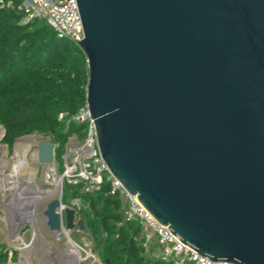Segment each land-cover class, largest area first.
<instances>
[{
	"label": "water",
	"instance_id": "95a60500",
	"mask_svg": "<svg viewBox=\"0 0 264 264\" xmlns=\"http://www.w3.org/2000/svg\"><path fill=\"white\" fill-rule=\"evenodd\" d=\"M77 2L112 175L193 250L264 264V0ZM55 148L41 143L40 162ZM61 204L50 230L85 229Z\"/></svg>",
	"mask_w": 264,
	"mask_h": 264
},
{
	"label": "trees",
	"instance_id": "16d2710c",
	"mask_svg": "<svg viewBox=\"0 0 264 264\" xmlns=\"http://www.w3.org/2000/svg\"><path fill=\"white\" fill-rule=\"evenodd\" d=\"M21 0L0 6V126L2 142L12 149L20 138L33 134L56 144L55 160L64 171V154L73 135L83 139L87 122L73 119L87 105V56L74 41L55 32L44 19L23 22ZM62 115V117H61ZM62 200L77 199L79 214L91 231L103 261L108 264H169L146 253L142 227L124 222V202L104 177L100 189L64 181ZM9 253L0 244V264Z\"/></svg>",
	"mask_w": 264,
	"mask_h": 264
},
{
	"label": "built area",
	"instance_id": "2783aa9c",
	"mask_svg": "<svg viewBox=\"0 0 264 264\" xmlns=\"http://www.w3.org/2000/svg\"><path fill=\"white\" fill-rule=\"evenodd\" d=\"M4 4L5 0H0V6ZM17 9L24 16L23 22L35 18L44 19L60 36L68 37L76 44L85 38L77 0H21ZM73 119L88 124L82 140L73 135L67 144L66 153L63 156L62 179L64 181L73 185L81 184L85 192H92L100 189L104 177L107 176L112 183V193L119 192L124 202L123 221L139 223L142 227L143 247L151 256L161 258L169 264H236L230 261H214L200 254L187 246L166 225L160 223L135 194L129 193L121 181L110 172L103 159L96 125L91 118L88 106L82 108L73 116ZM67 207L74 208L79 214V201L77 209L62 202L57 210L63 213Z\"/></svg>",
	"mask_w": 264,
	"mask_h": 264
},
{
	"label": "rangeland",
	"instance_id": "374dc122",
	"mask_svg": "<svg viewBox=\"0 0 264 264\" xmlns=\"http://www.w3.org/2000/svg\"><path fill=\"white\" fill-rule=\"evenodd\" d=\"M4 134L5 129L0 126V157L4 155L5 159L9 161L14 154V146L10 149L2 142ZM17 142H22V144L25 145L23 154L25 155L30 169L35 171V179L37 183L42 188L53 187V185L44 181L45 164L41 163L39 160L40 144L43 142L54 143L52 139L43 134H33L24 136L17 140ZM53 163L56 175L61 179L58 190L59 192L51 196V198L42 199L38 202L34 209L35 215L32 222L21 224L16 228L11 227V215L19 210L20 201L15 196H12L13 192L11 190L2 189L0 186V244L3 245L5 251L9 253L7 264H61L62 261L69 259L68 254L66 253L67 250L72 249L75 251L70 246L69 240L66 237L57 238L55 233L50 230L44 214V211L51 200L57 198L62 200L65 184L62 179L63 172L59 171L58 163L56 160ZM77 203L78 200L73 199L70 200L69 205H72L77 209ZM77 219L83 218L79 214ZM67 231L72 241L78 245V248H80L83 260L78 264H93L95 262L104 264L91 231L86 229V227L82 230L77 224L73 229H68ZM24 242L29 243L30 246L23 251L20 247ZM88 252H90V255L87 254ZM22 255L24 256V260L22 259Z\"/></svg>",
	"mask_w": 264,
	"mask_h": 264
},
{
	"label": "bare ground",
	"instance_id": "6f19581e",
	"mask_svg": "<svg viewBox=\"0 0 264 264\" xmlns=\"http://www.w3.org/2000/svg\"><path fill=\"white\" fill-rule=\"evenodd\" d=\"M3 147V146H2ZM25 145L22 142H17L14 145V154L8 161L5 156L0 157V186L2 189H9L20 201L19 210L11 215L10 225L16 228L21 224L32 222L34 219V209L38 202L42 199L51 198L59 191L61 179L57 177L53 162H45L44 181L53 185L51 188H42L35 179V171L30 169V166L23 154ZM1 152V148H0ZM11 196V197H12ZM57 238H67L72 249L67 250L69 259L62 261L61 264H78L82 258V254L78 245L72 241L65 227L58 231H53ZM64 234V236H61ZM30 244L24 242L20 247L21 250L29 248ZM90 255V252L87 253ZM24 260V256L22 255ZM22 264V263H20Z\"/></svg>",
	"mask_w": 264,
	"mask_h": 264
}]
</instances>
